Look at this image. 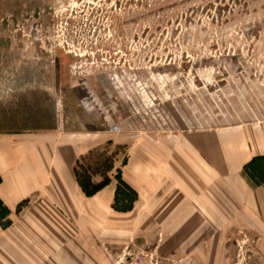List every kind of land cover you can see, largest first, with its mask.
<instances>
[{
    "label": "rangeland",
    "instance_id": "374dc122",
    "mask_svg": "<svg viewBox=\"0 0 264 264\" xmlns=\"http://www.w3.org/2000/svg\"><path fill=\"white\" fill-rule=\"evenodd\" d=\"M263 58L264 0H0V138L53 133L62 91L97 78L142 127L116 129L82 159L78 178L94 186L93 175H120L141 130L182 137L251 117L264 102ZM149 243L163 264H204ZM221 247L212 264H264L249 237Z\"/></svg>",
    "mask_w": 264,
    "mask_h": 264
},
{
    "label": "crops",
    "instance_id": "0c3cea01",
    "mask_svg": "<svg viewBox=\"0 0 264 264\" xmlns=\"http://www.w3.org/2000/svg\"><path fill=\"white\" fill-rule=\"evenodd\" d=\"M100 82L82 77L62 91L53 133L0 138V264H114L131 242L212 264L222 242L243 236L264 263V102L182 137L141 130L120 175L88 196L79 163L101 137L141 125L117 113Z\"/></svg>",
    "mask_w": 264,
    "mask_h": 264
},
{
    "label": "built area",
    "instance_id": "2783aa9c",
    "mask_svg": "<svg viewBox=\"0 0 264 264\" xmlns=\"http://www.w3.org/2000/svg\"><path fill=\"white\" fill-rule=\"evenodd\" d=\"M114 264H163V259L156 250L127 248L116 256Z\"/></svg>",
    "mask_w": 264,
    "mask_h": 264
},
{
    "label": "trees",
    "instance_id": "16d2710c",
    "mask_svg": "<svg viewBox=\"0 0 264 264\" xmlns=\"http://www.w3.org/2000/svg\"><path fill=\"white\" fill-rule=\"evenodd\" d=\"M107 183H108V180H105L101 184L94 185V186H88V185L86 186V185L83 184V188L85 190V193L88 196H92L95 193H97L99 190H101L103 187H105ZM123 185H125V184H123ZM125 187H127V185H125Z\"/></svg>",
    "mask_w": 264,
    "mask_h": 264
}]
</instances>
